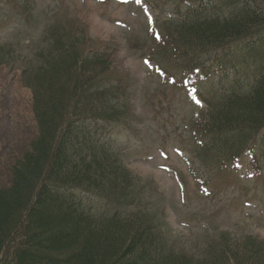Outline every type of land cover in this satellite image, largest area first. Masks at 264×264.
I'll use <instances>...</instances> for the list:
<instances>
[{
  "label": "trees",
  "instance_id": "1",
  "mask_svg": "<svg viewBox=\"0 0 264 264\" xmlns=\"http://www.w3.org/2000/svg\"><path fill=\"white\" fill-rule=\"evenodd\" d=\"M203 3L169 28L171 33L176 27L170 46L184 53L230 43V51H238L231 53V60L225 59L229 54L219 60L236 69L253 58L251 84L228 87L210 100L199 120L204 152L233 154L264 126V12L255 0H236L234 6L219 0L215 8ZM25 8L34 11L31 3ZM250 40L242 52L239 44ZM47 41L53 44L52 37ZM241 52L247 59L237 55ZM58 53L52 46L49 57L34 67L47 74L44 82L33 83L38 89L33 103L38 132L13 165L12 185L0 188V264H264V240L230 243L227 238L228 243H212L206 254L211 255L199 259L171 251L152 223L122 219L120 201L132 196L138 180L112 152L108 139L83 123L89 115L113 122L110 106L119 98L113 95L98 103L100 96L93 92L106 90V85H95L93 75L107 73L112 62L102 54L92 60L76 52L57 68L60 61H53ZM185 62L199 60L188 57ZM235 77L239 79L238 73ZM225 79L228 85L231 75Z\"/></svg>",
  "mask_w": 264,
  "mask_h": 264
},
{
  "label": "rangeland",
  "instance_id": "2",
  "mask_svg": "<svg viewBox=\"0 0 264 264\" xmlns=\"http://www.w3.org/2000/svg\"><path fill=\"white\" fill-rule=\"evenodd\" d=\"M38 1L40 8L45 5L54 9L50 16L58 15V26L54 33L57 36L55 38L61 37L59 40L62 44L74 41L75 52L86 54L92 60L103 54L105 59L112 62L107 73L97 78L93 75V79H97L94 80L96 86L106 85V90L93 91L100 96L95 100L99 103L114 92L111 81L121 83L122 96L131 95L129 107L134 117L126 121L124 114L110 112L116 119L123 121L111 128L108 134L123 153L122 157L130 169L149 181L145 178L137 185L142 194L123 197L122 205L128 210V214L123 217L131 219L134 215L141 216L151 209L156 210L173 247L199 259L211 255L199 257L204 249L209 250L207 241L214 234H232L236 237L251 234L264 240V128L260 130L261 135L254 145L262 162L260 170L246 155L241 157L239 168L233 172L219 169L213 164L205 165L206 159L199 157L195 144L187 135V127L197 115L198 106L191 101L187 91L172 88L142 59L145 54H151L145 37L146 20L143 15L136 16L130 6L113 0L103 3L95 0H63L66 3L63 11L58 6L60 0ZM200 1L215 8L219 0H161L159 9L152 10L163 21L170 15L168 9L177 12L175 15L179 17L188 11L189 5L186 3L197 6ZM225 1H229L231 6L238 5L236 0ZM255 1L264 12V0ZM218 4L217 9H220ZM225 6L222 4L223 10ZM44 9L47 11V8ZM217 9L216 14L219 13ZM1 10H5V13L4 17L0 16V45L12 44L16 53L19 48L25 55L28 40H24L23 36L28 32L23 30L17 19L7 17L16 11L21 15L23 9H8V5L0 3V13ZM120 21H125L128 29L132 27L131 30L126 32ZM19 38L25 44L19 42ZM254 42L258 43V40L254 39ZM250 44L252 40L239 44L243 48L242 52L247 51V45ZM257 45L260 46V43ZM5 50V47L0 46V58ZM236 51L237 47L232 48L225 59L231 60V53ZM207 52L206 48L201 51L203 56ZM242 52L237 55L243 60L247 59ZM163 54V51H158L155 58L162 61ZM60 56L65 61L56 63L57 68L63 67L69 60L64 50ZM252 62L253 58H249L247 64L237 69L226 65L231 75L230 83L227 85L228 79L221 83L223 80L215 78L203 84V91L211 88L221 94L228 87L235 90V86L239 89L242 84L250 85L253 81L250 73L254 71ZM12 63L20 68L29 66L21 56L19 60H11L7 54H4L3 62L0 63V188L12 185L15 177L13 165L30 148L37 135L38 125L32 110V98L35 99L38 89L33 87V83L44 82L47 78L45 72L40 73L36 68H31L22 76L21 69L12 66ZM165 64L171 67L169 61L166 60ZM90 70L85 72L84 78L88 77ZM237 73L239 79L235 77ZM239 82L241 84L236 85ZM140 90L145 92L144 97ZM96 122L91 118V121L83 123L97 126ZM190 151L196 163L191 161ZM204 181L207 185L203 188ZM95 203L102 204L97 199Z\"/></svg>",
  "mask_w": 264,
  "mask_h": 264
},
{
  "label": "snow or ice",
  "instance_id": "3",
  "mask_svg": "<svg viewBox=\"0 0 264 264\" xmlns=\"http://www.w3.org/2000/svg\"><path fill=\"white\" fill-rule=\"evenodd\" d=\"M199 103V101H197Z\"/></svg>",
  "mask_w": 264,
  "mask_h": 264
}]
</instances>
